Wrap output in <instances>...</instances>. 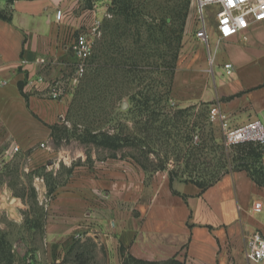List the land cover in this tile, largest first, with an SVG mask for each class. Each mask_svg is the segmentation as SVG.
<instances>
[{
  "label": "crops",
  "instance_id": "obj_1",
  "mask_svg": "<svg viewBox=\"0 0 264 264\" xmlns=\"http://www.w3.org/2000/svg\"><path fill=\"white\" fill-rule=\"evenodd\" d=\"M83 1L0 0V12L10 17L0 18V156L15 147L37 152L50 137L49 126L62 119L64 100L49 99L50 87L68 76L71 65L75 69L71 46L85 25ZM198 28L196 20L195 37ZM208 29V44L197 37L186 44L174 74L175 102L217 106L232 127L264 121V22L224 41L214 15ZM54 195L46 226L48 264H61L84 240L95 243L96 259L107 264H121L122 248L150 262L264 264L245 255L248 238L264 235V187L246 171L226 173L204 190L108 159Z\"/></svg>",
  "mask_w": 264,
  "mask_h": 264
},
{
  "label": "rangeland",
  "instance_id": "obj_2",
  "mask_svg": "<svg viewBox=\"0 0 264 264\" xmlns=\"http://www.w3.org/2000/svg\"><path fill=\"white\" fill-rule=\"evenodd\" d=\"M196 1H83L86 21L79 32L92 45L87 70L78 77L71 65L60 81L63 94L54 101L64 100L66 108L49 126L48 141L37 152L13 148L4 160L0 237L12 249L11 264H48V204L80 172L108 159L134 162L171 182L206 183L247 167L264 170V159L226 143L209 106L181 107L172 95L186 44L196 38ZM206 14L209 22L214 9ZM96 247L77 242L61 264H107L96 259ZM81 248L88 253L79 254Z\"/></svg>",
  "mask_w": 264,
  "mask_h": 264
},
{
  "label": "built area",
  "instance_id": "obj_3",
  "mask_svg": "<svg viewBox=\"0 0 264 264\" xmlns=\"http://www.w3.org/2000/svg\"><path fill=\"white\" fill-rule=\"evenodd\" d=\"M196 7L199 27L196 37L204 44H208L210 39L208 15L206 14L208 9H214L216 32L221 41L230 40L248 31L253 24L264 22V0H197ZM62 15V11H57L56 19L60 21ZM71 49L76 59L75 74L82 77L87 70L92 54V45L87 34L79 33L75 37ZM224 67L227 74L230 75L232 66L226 64ZM62 94L63 88L60 83H52L50 87L51 99L57 100ZM209 118L212 122L219 124L228 145L255 143L261 146L264 153V121L252 120L244 125L232 127L217 106L210 108ZM10 154L11 151H7L4 156H0V176L5 167L4 160ZM261 208V203L254 206L256 212H260ZM245 255L250 262H264V235L262 233L256 232L248 238Z\"/></svg>",
  "mask_w": 264,
  "mask_h": 264
},
{
  "label": "trees",
  "instance_id": "obj_4",
  "mask_svg": "<svg viewBox=\"0 0 264 264\" xmlns=\"http://www.w3.org/2000/svg\"><path fill=\"white\" fill-rule=\"evenodd\" d=\"M8 2H12L13 0H7ZM0 18L10 21V17H8L4 12H0ZM205 106H208L204 104ZM112 139V138H109ZM238 146H244L245 148L248 149L247 156L250 157H257L260 160L264 159V153L262 151L261 146L255 144V143H243V144H238ZM238 171H246L249 176L261 187H264V170H252L251 167L243 168ZM224 175V174H223ZM223 175H217L214 176L211 180H209L206 183H198V182H192L199 186L202 189H207L211 186H213ZM121 254H122V263L121 264H184L180 262L179 260L176 259H170L167 261H161V262H150V261H144L137 259L130 254H127L125 250L122 248L121 249ZM14 259V254L12 252L11 247L9 246L8 243L5 242L4 237H0V264H11Z\"/></svg>",
  "mask_w": 264,
  "mask_h": 264
}]
</instances>
